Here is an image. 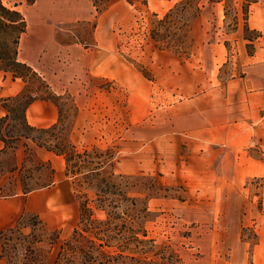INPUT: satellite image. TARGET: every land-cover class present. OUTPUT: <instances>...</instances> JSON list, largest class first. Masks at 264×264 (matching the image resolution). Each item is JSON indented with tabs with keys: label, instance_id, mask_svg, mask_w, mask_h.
Here are the masks:
<instances>
[{
	"label": "rangeland",
	"instance_id": "obj_1",
	"mask_svg": "<svg viewBox=\"0 0 264 264\" xmlns=\"http://www.w3.org/2000/svg\"><path fill=\"white\" fill-rule=\"evenodd\" d=\"M95 1L88 0L90 16L80 18L64 1L2 0L25 19L18 59L45 66H30L36 76L18 79V92L28 86L36 91L35 104H57L51 124L60 108L79 149L111 148L115 173L163 185L147 201L145 229L174 244L184 264H264V100L251 108L245 99L249 91L264 92V28L244 19L256 6L264 9V0L253 9L246 0H180L175 5L186 6L189 39L175 30L159 41L151 30L168 10L155 17L143 0H133L137 9L127 15L112 8L115 0L106 7ZM108 29L116 64L107 72L95 63L107 62L96 36L106 42ZM2 74L0 98L18 93L11 94L12 74L4 73L7 80ZM4 110L0 101V117ZM32 110L25 113L28 122H34ZM46 122L35 126L51 125ZM24 149L0 154V203L13 206L0 229L23 211L37 214L59 230L57 243L45 246L50 264L78 220V203L63 158L36 148L25 160ZM20 176L35 189L23 193Z\"/></svg>",
	"mask_w": 264,
	"mask_h": 264
},
{
	"label": "trees",
	"instance_id": "obj_2",
	"mask_svg": "<svg viewBox=\"0 0 264 264\" xmlns=\"http://www.w3.org/2000/svg\"><path fill=\"white\" fill-rule=\"evenodd\" d=\"M26 1L32 3L34 0ZM246 1L250 5L256 0ZM108 2L98 0L95 4L106 7ZM198 9L197 6L196 11ZM185 12L184 5L170 8L155 21L152 39L159 41L168 33L175 34V30L189 39ZM243 12L247 15L244 6ZM244 19L247 21L248 18L245 16ZM25 28L23 15L0 0V70L23 81L36 76V72L17 57ZM161 47L170 49L169 46ZM180 48L175 50L180 52L177 50ZM36 95L34 88L25 86L16 95L0 98L5 109V114L0 117V154L8 150L14 154L22 145L25 160L26 157L32 160L36 148H44L64 160V174L72 179L78 203V220L69 235L58 243L50 264H184L174 244L149 237L145 229V221L151 215L147 201L158 195L163 185L153 177L115 173L111 148L79 149L69 139L71 126H65L60 108L57 122L47 127L29 124L25 113ZM35 163L43 166L37 159ZM17 167L16 163L11 171ZM53 173L51 168L47 184L51 183ZM18 183L23 193L35 189L22 176ZM25 229L29 231L25 232ZM253 238H257L256 232H253ZM58 239V229L51 230L37 214L23 211L12 223L0 229V258L6 264H47L51 253L45 246L51 248Z\"/></svg>",
	"mask_w": 264,
	"mask_h": 264
},
{
	"label": "crops",
	"instance_id": "obj_3",
	"mask_svg": "<svg viewBox=\"0 0 264 264\" xmlns=\"http://www.w3.org/2000/svg\"><path fill=\"white\" fill-rule=\"evenodd\" d=\"M59 1L61 3L63 1L68 3L67 7L69 8V13L73 17L88 18L90 16L91 7L89 5L88 0H78V1L77 0H59ZM179 1L180 0H145L143 5L151 13L160 14V13H163V12L169 10L170 8H172ZM257 4H259V0L252 2L250 4L251 9H253V6H255ZM119 7L124 8L125 13L127 15H129V13L133 14V11L135 12V10L137 9V6H136L134 1L129 2L127 0H115V2L112 5V8L116 9ZM54 10H55V8H54ZM247 21H248V24L251 28H254V29L264 28V9L256 6V10L250 11ZM103 32H105L104 27H102L101 30H99V31L98 30L95 31L96 34H100ZM107 32H108V35H107L108 39L106 42L100 41L99 40L100 37L96 36L97 40L99 41V45L102 48H105L108 50L107 62L105 63V60H103L101 62L97 61L95 64H96L97 68H100V67L107 68V72H108L110 70V66H112L115 69L116 58H115V55L112 53L114 51V46H115V35L112 32V30H110V29H108ZM17 57H18V54H17ZM27 64L35 70H40V71L45 70V66L43 65L42 62H38L35 59H32L31 57L28 58ZM4 73L5 72H3L1 78L3 80H7V77L4 76L5 75ZM18 79H20V78L14 77V80H11V83L17 84L15 89L11 92V94L18 92V85H19L17 83ZM245 99L247 100L250 107L254 108L255 107L254 105H258L257 104L258 102L260 103L261 101L264 100V92H259V93L258 92H252L251 93L249 91L245 95ZM38 101H39V103L35 104V102H36V99H35L29 105V107L26 110V113L28 114L29 108L31 106H33L32 118H33L34 122H28V123L35 126L38 124H43V121L47 120L45 125L51 124L52 122H54L56 120V117H57L56 110H55V107L57 105L55 106L53 103L46 101V100H42V99L38 100ZM40 108H47L48 110L42 111V109H40ZM262 118H264V117H262ZM246 128H247V126H246ZM248 129H252V126L249 125ZM12 209H13V206H7V207L4 206L3 207L0 203V222L10 213V211Z\"/></svg>",
	"mask_w": 264,
	"mask_h": 264
}]
</instances>
